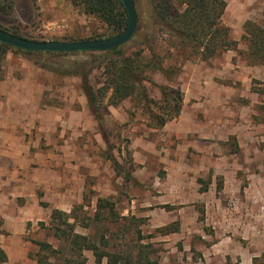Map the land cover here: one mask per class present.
<instances>
[{
	"label": "rangeland",
	"instance_id": "obj_1",
	"mask_svg": "<svg viewBox=\"0 0 264 264\" xmlns=\"http://www.w3.org/2000/svg\"><path fill=\"white\" fill-rule=\"evenodd\" d=\"M8 1L13 10L6 15L0 12V25L17 27L29 38L86 40L105 34L103 23L71 3L75 10L71 16L67 12L50 27L47 1ZM135 1L144 18V0ZM225 1L223 22L240 43V51L226 52L209 62H186L173 83L160 73L153 75L155 83L180 87L185 96L181 116L163 129L148 127L129 100L110 106L108 94L101 132L73 78L42 72L34 77L49 86L42 95L43 104L60 107L70 121L68 129L59 126L52 133L51 143L42 139V146L63 156L61 147L66 144L57 135L72 136L69 148L75 154L70 162L79 165L70 173L74 179L69 197L60 207L77 218L78 234L106 252L131 258L124 259V264H143L144 257L158 264H252L254 257L264 253V66L249 63L248 47L242 42L247 21L264 23V0ZM9 55L5 65L17 69V75L21 69L37 74L38 67L24 55ZM91 80L95 88L101 87L103 70H96ZM148 88L158 100V88ZM110 151L134 179L127 181L116 172L107 158ZM54 192L64 193L65 188ZM99 198L115 203L114 216L106 213L103 220H95ZM41 204L49 211V203ZM6 211L14 215L12 208ZM48 211L40 221L26 223L28 231L21 236L8 231L2 218L5 212L0 214V246L8 254L7 264H36L39 256L62 263L34 243L61 246L50 229ZM14 219L11 222L16 224ZM178 224L177 233L161 231ZM85 257L87 264H96L92 252H85Z\"/></svg>",
	"mask_w": 264,
	"mask_h": 264
},
{
	"label": "trees",
	"instance_id": "obj_2",
	"mask_svg": "<svg viewBox=\"0 0 264 264\" xmlns=\"http://www.w3.org/2000/svg\"><path fill=\"white\" fill-rule=\"evenodd\" d=\"M69 1L81 13L94 16L106 27L104 35L86 40L120 35L129 25V15L122 0ZM133 2L136 8V1ZM226 9L225 0H144V18L136 9L138 26L133 38L119 48L104 52H35L0 42V81L6 75L4 63L8 54L20 53L38 68L55 76L79 78L81 90L101 132L105 129L102 110L108 94L110 106L116 107L129 100L134 113L138 111L146 119L148 127L163 129L167 123L181 116L185 96L180 87L155 83L153 75L160 73L168 83H173L181 75L186 62H209L226 52L240 51V43L232 39L230 28L223 22ZM12 10L8 0H0L1 13L6 15ZM0 28L15 36L40 41L25 36L14 26L6 28L0 25ZM244 32L242 42L248 47L246 59L251 65L264 66V23L247 21ZM65 41L85 40L71 37ZM96 70H103L104 81L99 88H95L91 80ZM148 85L158 88V100L151 97ZM107 158L119 175H124L127 181L134 179L133 174L126 171L112 151L107 154ZM115 209V203L111 200L99 198L95 220H103L106 213L114 216ZM204 216L205 212L202 211ZM41 226L44 227V224ZM50 227L53 236L61 242L60 248L55 249L45 241L34 243L45 253L62 261L61 264H87L85 252L93 253L96 264H102L105 259L108 264H124V259L131 260L120 254L106 252L91 238L78 234L77 218L72 214L53 209ZM179 229L178 224L161 231L168 235L177 233ZM102 243L105 248L108 247L104 238ZM8 260L7 252L0 246V264H7ZM36 264L54 263L47 257L39 256ZM143 264L158 262L144 257ZM252 264H264V253L254 257Z\"/></svg>",
	"mask_w": 264,
	"mask_h": 264
},
{
	"label": "crops",
	"instance_id": "obj_3",
	"mask_svg": "<svg viewBox=\"0 0 264 264\" xmlns=\"http://www.w3.org/2000/svg\"><path fill=\"white\" fill-rule=\"evenodd\" d=\"M45 1L48 2L45 15H51L50 27L55 21L62 20L67 12L71 16L74 10L68 0ZM4 68L6 75L0 81V214L5 212L2 218L8 231L21 236L28 231L26 223L40 221L41 215H47L48 208L41 202L51 205L50 215L53 209L62 210L60 205L68 199L69 185L74 179L70 173L74 168L79 169V165L70 162L71 155L75 154L69 148L72 136L66 139L64 132L56 133L59 141L66 144L61 147L63 156L57 155L53 148H44L41 143L42 139L51 143L52 133L57 132L59 126L68 129L70 124L63 109L43 104L42 95L49 86L34 78L40 72L56 76L40 68L36 70L37 74L21 69L20 75H17V69L7 68L5 63ZM67 78H73L76 88L81 90L79 78ZM76 176L79 181V175ZM58 187L65 188V192L60 193L63 195L60 200L61 195L54 192ZM11 208L16 224L11 222L13 216L6 211Z\"/></svg>",
	"mask_w": 264,
	"mask_h": 264
},
{
	"label": "water",
	"instance_id": "obj_4",
	"mask_svg": "<svg viewBox=\"0 0 264 264\" xmlns=\"http://www.w3.org/2000/svg\"><path fill=\"white\" fill-rule=\"evenodd\" d=\"M122 2L129 15V25L122 34L111 38L76 42L34 41L15 36L0 28V42L14 48L35 52H104L119 48L133 38L138 26V14L133 0H122Z\"/></svg>",
	"mask_w": 264,
	"mask_h": 264
}]
</instances>
